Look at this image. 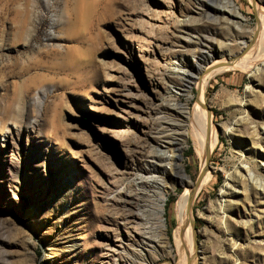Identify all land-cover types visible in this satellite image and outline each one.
I'll return each instance as SVG.
<instances>
[{"label":"rangeland","instance_id":"rangeland-1","mask_svg":"<svg viewBox=\"0 0 264 264\" xmlns=\"http://www.w3.org/2000/svg\"><path fill=\"white\" fill-rule=\"evenodd\" d=\"M232 1L239 29L224 0H0V264H264V71L208 78L217 139L194 193L196 70L173 71L250 44L264 0ZM152 174L164 226L145 247Z\"/></svg>","mask_w":264,"mask_h":264},{"label":"bare ground","instance_id":"bare-ground-1","mask_svg":"<svg viewBox=\"0 0 264 264\" xmlns=\"http://www.w3.org/2000/svg\"><path fill=\"white\" fill-rule=\"evenodd\" d=\"M224 2L225 4L223 5V8H220V10L222 11L221 15H223L224 18L226 15H229L236 29H239V25L236 20L242 19L240 13L237 11L233 1L224 0ZM256 8L260 11V17L256 23V29L254 31L252 39L250 40V44L243 46L240 53L232 54V56H230L228 53L226 54L225 51H222L223 55L225 56V59H223L221 56V51L218 49V51L215 50L206 56H192L190 58V65H188V68L181 67L179 65H176L175 68L173 67V71H175L180 77L186 75L188 76V74H192V71L194 72V70H196V72L191 77V82L189 83V85L192 84L197 91V97L195 100L196 102L191 112L183 111L182 115L183 117L190 119L192 127L189 130L185 125H183L181 131L183 138H187L189 136L192 138L194 152L197 158L200 160L199 178L198 181L196 183L194 182V184L192 185V187L194 188L193 190H191V192L193 193L195 191H198L204 180L207 178V157L209 152L214 148L217 139L215 127L212 126L213 123L211 124L210 112L207 110L203 99V92L208 78L214 73L229 70L232 68H240L242 70H245L249 67H253L252 74L259 72L260 70L264 71V9L257 4ZM230 13H232V15ZM239 43L244 44V42ZM214 55L220 57L221 59L217 60L216 58H214ZM191 63H193V65ZM257 64H259V66ZM176 139L172 138L171 141L173 144H178ZM163 147L166 148V145H163ZM158 155L159 162H166V165L161 169V173H165L167 168H172L176 174L183 171L181 165H177L176 163H174L175 155L173 153H159ZM244 171L247 172L243 173V175L247 174L248 177H252V173L247 168H245ZM240 176H242V174H240ZM138 182H145L146 184H149L150 191H152L155 195V197L152 196L149 198V203L143 206V211H138L134 214L135 218H137L138 220L139 226L141 225V227L138 228V236H140L141 240L143 241L142 243H144L145 247H147L149 245H153L154 242L159 241L158 233L159 236L162 234L160 229H162L164 226L160 214V205L158 204V200L160 198L162 199L163 195L161 184L162 181L157 174H152L147 177L139 176L135 183ZM262 192L264 193V186H262ZM194 197L195 195L193 196V198ZM192 201L193 199H190L189 208H187L188 213L186 212L182 214L179 219V241L184 235L185 230L187 229L189 224L192 228L193 217L191 213L189 214ZM181 204L182 202H179L177 204L178 211L182 210ZM147 209H149L150 214L152 215L151 217H148L145 214V211ZM192 231L194 232L193 228ZM192 242L193 244H195L194 239ZM185 262V264H188L187 261Z\"/></svg>","mask_w":264,"mask_h":264},{"label":"water","instance_id":"water-1","mask_svg":"<svg viewBox=\"0 0 264 264\" xmlns=\"http://www.w3.org/2000/svg\"><path fill=\"white\" fill-rule=\"evenodd\" d=\"M209 2H212V3H216L217 1H219V0H208ZM232 1V0H231ZM212 6V5H211ZM235 7H237L236 5H235ZM198 178H199V173H198V175H197V177H196V179H195V183L198 181ZM192 228H193V230L195 231V227H194V222H193V219H192ZM169 246V245H168Z\"/></svg>","mask_w":264,"mask_h":264},{"label":"trees","instance_id":"trees-1","mask_svg":"<svg viewBox=\"0 0 264 264\" xmlns=\"http://www.w3.org/2000/svg\"><path fill=\"white\" fill-rule=\"evenodd\" d=\"M174 227V223L171 224ZM171 231H169V235H170Z\"/></svg>","mask_w":264,"mask_h":264}]
</instances>
